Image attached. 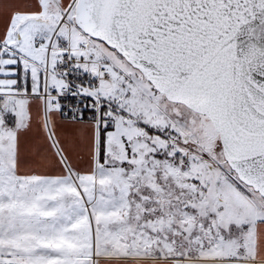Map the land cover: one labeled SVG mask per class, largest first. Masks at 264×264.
<instances>
[{
  "label": "snow or ice",
  "instance_id": "obj_1",
  "mask_svg": "<svg viewBox=\"0 0 264 264\" xmlns=\"http://www.w3.org/2000/svg\"><path fill=\"white\" fill-rule=\"evenodd\" d=\"M0 264H264V0H0Z\"/></svg>",
  "mask_w": 264,
  "mask_h": 264
}]
</instances>
